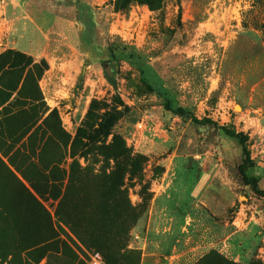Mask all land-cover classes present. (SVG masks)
<instances>
[{
    "label": "rangeland",
    "instance_id": "obj_1",
    "mask_svg": "<svg viewBox=\"0 0 264 264\" xmlns=\"http://www.w3.org/2000/svg\"><path fill=\"white\" fill-rule=\"evenodd\" d=\"M115 1L101 2L105 7L97 21L95 55L83 58L76 79L77 72L67 70L66 78L77 85L59 107L48 104L41 78L36 79L44 58L26 54L31 63L6 77L19 88L31 72L24 93L36 95V80L43 99L11 122L5 142L12 147L3 161L33 192L8 157L21 164L24 156L14 152L20 141L30 136L29 147H34L38 139L46 140L40 159H54L66 170L65 184L68 178L72 183L62 201H41L60 237L89 264H103L94 245L112 252L120 244L126 245L122 256L137 264L130 241L135 231H143L151 199L163 189L175 158L188 161L189 174H220L215 178L220 189L216 220H228L237 235L249 233L255 242L261 241L264 196L243 184L237 170L241 146L225 129L244 139L255 163L249 173L259 176L264 189V37L255 27L264 22V1L153 0L156 10L143 0L118 9ZM7 50L1 46L0 54ZM14 96L15 92L10 100ZM179 107L189 114H176ZM34 114L41 119L17 142L22 125ZM29 158L36 162L38 157ZM177 169L183 173L180 166ZM25 173L34 182L44 176L37 167ZM50 176L58 179L59 173ZM195 193L198 204V190ZM29 202L0 167V264H9L11 251L35 240L38 229L46 225L42 212ZM56 206L59 216L54 215ZM185 233L192 245L200 229L193 224ZM263 241L253 245L251 259L238 263L264 264ZM24 254L15 264L24 262ZM208 264L234 263L212 258Z\"/></svg>",
    "mask_w": 264,
    "mask_h": 264
},
{
    "label": "crops",
    "instance_id": "obj_2",
    "mask_svg": "<svg viewBox=\"0 0 264 264\" xmlns=\"http://www.w3.org/2000/svg\"><path fill=\"white\" fill-rule=\"evenodd\" d=\"M102 1L0 0V47L47 60L48 69L39 84L52 107L67 101L77 85L66 78L67 70L76 71V79L83 58L95 55L97 21L105 7ZM187 165L182 158L171 161L163 189L151 199L143 231H135L130 241V247L140 251L139 264H193L212 249L245 263L251 259L253 245L264 238L255 242L249 233L237 235L232 222L216 220L220 189L215 178L220 174H189ZM193 224L200 235L191 245L184 230Z\"/></svg>",
    "mask_w": 264,
    "mask_h": 264
},
{
    "label": "trees",
    "instance_id": "obj_3",
    "mask_svg": "<svg viewBox=\"0 0 264 264\" xmlns=\"http://www.w3.org/2000/svg\"><path fill=\"white\" fill-rule=\"evenodd\" d=\"M130 1L132 0H116L115 5L116 8L122 9L125 7ZM264 0H255V2L260 3ZM151 9L156 10L158 6L153 4V0H143ZM243 26H247L245 22ZM255 27L261 30V33L264 37V22L261 24H255ZM25 59L26 63L23 61ZM31 63V57L27 56L25 53L20 52L14 49H8L5 53L0 54V167L4 170L7 175L14 180L24 191V197L29 200V203L37 206V208L42 212L45 217L46 225H43L38 229L36 232L38 237L35 240L29 241L28 243L24 244L21 248H14L11 251V260L9 264H15L19 262L20 258L18 255H21V252L24 254V262L20 264H40V262L45 258L46 261L43 264H51L52 259L55 261L54 264H89L87 259H84L79 255L77 250L68 242L66 239H62L60 237L59 230L57 229L55 223L52 220V215L46 209L44 204L41 200L47 201L52 200V203L56 200L59 202L62 201L68 194L70 189L72 179H66V170L63 168L61 169L54 159L49 161L41 160L39 154L42 152L44 147L46 146L45 141L43 138L38 139L36 141V145L34 147H29V138L26 141H20L31 129V127L41 119L42 115H33L31 117V122H27L26 124L22 125L23 130L20 134L19 139L20 141L19 146L14 151L15 153H22L24 156V161L30 163V165H25L24 161L21 164H16L11 161V155H9V162L11 165L15 166L17 170L20 171L22 177L29 183L30 188L33 190L30 191L24 183L12 172L9 168L8 164H6L2 157L8 156L9 152L11 151L12 145L6 146V134H8L9 129L12 127L11 122L19 121L18 117L22 115H26L32 111V107H35L33 103L43 99L42 96H39L40 89L38 87L37 81L34 82V90L36 95L30 96L29 94L24 93V84H26L28 77L32 74L31 72L27 73L22 80V75L19 74V81L22 80V84L19 88H17V81L14 84L13 81H7L6 77L11 75L13 71H19L25 65ZM24 64V65H23ZM48 68V64L44 59H41L40 63L37 67V74L36 79L39 80L44 71ZM21 72V71H20ZM15 92V96L12 100L11 96ZM39 106H42L41 103ZM167 106H170L169 104ZM171 109V108H169ZM55 110H52L48 115H52ZM174 112L178 115L189 114L183 108L179 107L174 109ZM46 118H44L42 125ZM208 122V121H207ZM103 126V124H101ZM225 133L231 137H234L238 140L241 146V162L238 165V173L241 176L242 182L246 186H250L251 189L255 194L260 196H264V189L259 187L260 178L256 174H250L249 171L255 169L254 160L251 158L250 151L246 147L244 143V139L239 133H232L229 129H225ZM13 144L15 142L12 140ZM10 144V143H9ZM13 155V154H12ZM29 155L32 157L37 156L36 162H32V158H29ZM54 163V164H53ZM24 164V165H23ZM29 167H37L40 172L44 175L43 178L39 182H34L32 179H29L26 176V171ZM57 171L59 173L58 179H53L50 174ZM70 185V186H69ZM59 208L56 206L54 215L59 216ZM61 232L65 233L64 229L60 227ZM73 230L72 228L70 229ZM73 232V231H72ZM34 229L28 230L29 236L33 235ZM66 234V233H65ZM67 236V235H66ZM87 248H90L89 245H85ZM126 245L120 244L116 245L115 249L113 248L112 252H108L100 249V245H94V248H97L102 255L103 264H130V261L125 256H122V251L125 249ZM131 252L136 253L137 255V264L140 262V251L132 249ZM212 258H215L219 261L228 262L239 264L233 260L228 259L223 254L218 252L215 249H212L205 253L202 257H200L196 262L193 264H208L211 262ZM60 260L62 261L60 263ZM66 260V261H65ZM249 264H257L256 262L252 261Z\"/></svg>",
    "mask_w": 264,
    "mask_h": 264
}]
</instances>
